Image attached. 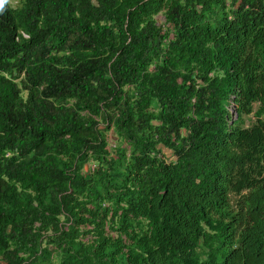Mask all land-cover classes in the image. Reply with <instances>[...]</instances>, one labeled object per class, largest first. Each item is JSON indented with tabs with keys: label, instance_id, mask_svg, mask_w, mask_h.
<instances>
[{
	"label": "trees",
	"instance_id": "1",
	"mask_svg": "<svg viewBox=\"0 0 264 264\" xmlns=\"http://www.w3.org/2000/svg\"><path fill=\"white\" fill-rule=\"evenodd\" d=\"M0 264H264V0H0Z\"/></svg>",
	"mask_w": 264,
	"mask_h": 264
},
{
	"label": "rangeland",
	"instance_id": "2",
	"mask_svg": "<svg viewBox=\"0 0 264 264\" xmlns=\"http://www.w3.org/2000/svg\"><path fill=\"white\" fill-rule=\"evenodd\" d=\"M19 1L20 0H7L8 4H10L12 7L17 6ZM156 19H157L158 24H160L163 21V17L161 15H159ZM249 124H250L249 120H246L245 125L248 126ZM107 138H108L109 144L112 146L119 142L116 138H114V135L113 133H111V131L107 133ZM164 151L166 155L168 156L167 161H170L172 159L171 153L167 150H164ZM87 168L88 166H86V168L84 169L86 176L88 173Z\"/></svg>",
	"mask_w": 264,
	"mask_h": 264
},
{
	"label": "clouds",
	"instance_id": "3",
	"mask_svg": "<svg viewBox=\"0 0 264 264\" xmlns=\"http://www.w3.org/2000/svg\"><path fill=\"white\" fill-rule=\"evenodd\" d=\"M230 113L232 114V113H233V111H232V110H230ZM235 118H236V115H235V113H234V115H233V117H232V120H233V119H235ZM232 120H231V121H232ZM230 123H232V122H230Z\"/></svg>",
	"mask_w": 264,
	"mask_h": 264
},
{
	"label": "water",
	"instance_id": "4",
	"mask_svg": "<svg viewBox=\"0 0 264 264\" xmlns=\"http://www.w3.org/2000/svg\"><path fill=\"white\" fill-rule=\"evenodd\" d=\"M230 122H232V121H230Z\"/></svg>",
	"mask_w": 264,
	"mask_h": 264
}]
</instances>
